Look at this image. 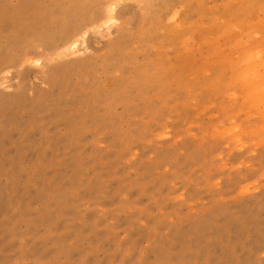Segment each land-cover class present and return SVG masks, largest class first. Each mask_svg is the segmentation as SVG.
I'll use <instances>...</instances> for the list:
<instances>
[{
	"label": "rangeland",
	"instance_id": "obj_1",
	"mask_svg": "<svg viewBox=\"0 0 264 264\" xmlns=\"http://www.w3.org/2000/svg\"><path fill=\"white\" fill-rule=\"evenodd\" d=\"M0 264H264V0H0Z\"/></svg>",
	"mask_w": 264,
	"mask_h": 264
}]
</instances>
